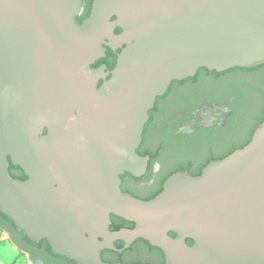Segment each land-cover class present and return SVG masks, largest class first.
Wrapping results in <instances>:
<instances>
[{
	"label": "water",
	"instance_id": "obj_1",
	"mask_svg": "<svg viewBox=\"0 0 264 264\" xmlns=\"http://www.w3.org/2000/svg\"><path fill=\"white\" fill-rule=\"evenodd\" d=\"M84 5L0 0V212L75 264H122L102 252L137 240L164 264H264V121L245 147L199 176L173 174L151 200L123 193L120 178L146 173L137 150L173 82L264 66V0H94L80 23ZM107 47L121 49L115 67L92 69ZM112 216L134 227L110 231Z\"/></svg>",
	"mask_w": 264,
	"mask_h": 264
},
{
	"label": "flooded vegetation",
	"instance_id": "obj_2",
	"mask_svg": "<svg viewBox=\"0 0 264 264\" xmlns=\"http://www.w3.org/2000/svg\"><path fill=\"white\" fill-rule=\"evenodd\" d=\"M93 1L85 0L83 13L77 18L80 23L89 17ZM118 30L119 28L115 29L116 34L121 33V31L118 33ZM120 52L121 49L114 51L107 47L106 56L97 60L91 68L106 67L105 72H110L115 67ZM208 77L215 76L205 70L198 71L194 77L171 85L168 92L160 100H157L145 126L142 144L137 153L142 157H147L146 151L153 150L158 152L159 157L152 160L148 156L150 159L147 171L140 178H135L127 172L121 175V191L123 193L142 200L148 199L157 191L158 187L149 193L141 194L132 187H128L126 181L147 182L145 178L148 177L150 182L158 183L162 176L180 165L185 167L184 171L197 174L206 167H204L206 163L226 158L236 150L242 149L241 146L248 141L260 114L264 113V86L256 87V91L263 95V100L257 104V107H254V102L250 105V96L244 91L231 94L227 91L213 89L205 83V78ZM102 83L103 80H100L99 86ZM259 111L260 114H258ZM149 138L156 140L152 147L147 144ZM186 154H189L187 161L170 167V170L165 168L167 160H172L179 155L185 157ZM11 166L12 174L17 179L23 181L27 179L20 167ZM131 226L134 227V224L127 222L120 229H132ZM113 228L112 221L110 231H115ZM114 245L117 249H122L124 243L116 241ZM138 247L149 250L145 243L137 240L130 248L121 253L103 251L102 258L106 262L112 263L110 261L115 256L114 254H117L123 263H161V259L156 261L153 257L137 258L135 253ZM25 252L34 263L57 264L54 259L45 254L41 247H33ZM149 252L152 251L149 250Z\"/></svg>",
	"mask_w": 264,
	"mask_h": 264
},
{
	"label": "trees",
	"instance_id": "obj_3",
	"mask_svg": "<svg viewBox=\"0 0 264 264\" xmlns=\"http://www.w3.org/2000/svg\"><path fill=\"white\" fill-rule=\"evenodd\" d=\"M121 30L119 29L118 30V33L120 32ZM208 71L207 69H200L199 71ZM211 75H214L216 77V80L222 78V77H225L229 74H233V73H237V72H240V73H247V74H257V73H263L264 72V66H261L259 68H256V69H252V70H247V69H240V68H235V69H232V70H229V71H226V72H222V73H218V72H215V71H208ZM177 82H173L172 85L176 84ZM264 86V85H262ZM161 98H158L157 100H160ZM152 113V112H150ZM264 121V113H261L260 114V118L258 119V121L256 122L255 126H254V129L252 130V133L248 139V141L243 145L241 146V148L245 147L252 139L253 137V134L254 132L256 131V129L261 125V123ZM146 156H150L152 160H155L156 158L159 157L158 155V152L157 151H153V150H148L146 151ZM209 163H206L204 165L207 166ZM12 165V164H11ZM203 167V168H204ZM151 168V167H150ZM12 166L10 167V172H11V175L17 179L13 174H12ZM170 170V168L168 169ZM185 170V167L180 165L178 166L177 168H173L172 170H170L167 174H165L164 176H162L159 180H158V189L157 191L148 199H145V201H148V200H151L153 198H155L158 194H160L162 191H163V185L164 183L167 181V179L169 177H171L173 174L175 173H178V172H182ZM187 170V169H186ZM202 171H199L197 174H193L191 173L193 176H199L201 174ZM19 180V179H18ZM146 181L149 180L148 177L145 178ZM112 221H113V230L115 231H118L120 230V228L122 226H125L127 221L121 219V218H118L116 216H112ZM0 228L4 231H7L9 234H10V237H11V240L12 242L18 246L22 251H29L31 248H39L41 247L45 254H47L48 256H50L52 259H54L56 262H63L65 264H75V262H72V261H69L67 260L66 258H63V257H58V256H55L51 253L50 251V247L48 245V243L46 241H42L40 242V244H35V243H32L29 241V239L25 236V234L19 230L18 228H16L13 224V222L11 220L8 219L7 216L3 215L1 212H0ZM131 228H133V226H131ZM170 236L171 237H176V235L174 233H170ZM139 241H142L143 243H145V245L149 248L150 251L152 252H157L158 255L160 256V259H161V263L160 264H164L165 263V258H164V255L162 253L161 250L157 249V248H153L151 247L147 242L143 241V240H139ZM187 243L188 245L192 246L193 245V241L192 240H187ZM46 249V250H45ZM115 256L112 258V260L110 262L112 263H122V264H143V263H123L121 262L119 256L117 254H114ZM104 261L105 259L102 258Z\"/></svg>",
	"mask_w": 264,
	"mask_h": 264
},
{
	"label": "rangeland",
	"instance_id": "obj_4",
	"mask_svg": "<svg viewBox=\"0 0 264 264\" xmlns=\"http://www.w3.org/2000/svg\"><path fill=\"white\" fill-rule=\"evenodd\" d=\"M205 83L206 85H210V87H212L213 89H216L219 91H227L231 94L238 92V91H244V93H247L244 89L245 87L256 89L257 86L264 85V72L263 73L260 72V73L253 74V75L237 72V73L229 74L218 80L212 77H208V78H205ZM190 89L191 88L189 87V90ZM248 95L250 96L249 97V100L251 101L250 105L254 102L253 103L254 107H257V104L263 100V95H253V94H248ZM258 114H260V111L258 112ZM155 143H156V140H153L151 138L147 140V144L150 147L155 145ZM186 155L185 157L179 155L172 160H167L165 163L166 165L165 168L167 169L174 165L187 161L189 158V154H186ZM126 183L128 187H132L134 190L138 191L141 194H146V193L151 192L158 185L156 181L150 182L149 180L147 182H139V183H134L132 181L127 180ZM135 256L137 258L153 257V259H155L156 261H160V256L158 255V253L148 252L147 248H144L141 251L137 252Z\"/></svg>",
	"mask_w": 264,
	"mask_h": 264
},
{
	"label": "crops",
	"instance_id": "obj_5",
	"mask_svg": "<svg viewBox=\"0 0 264 264\" xmlns=\"http://www.w3.org/2000/svg\"><path fill=\"white\" fill-rule=\"evenodd\" d=\"M0 264H32L26 252L12 242L10 234L0 228Z\"/></svg>",
	"mask_w": 264,
	"mask_h": 264
}]
</instances>
